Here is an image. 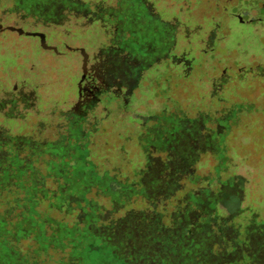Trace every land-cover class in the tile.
<instances>
[{"label": "rangeland", "instance_id": "374dc122", "mask_svg": "<svg viewBox=\"0 0 264 264\" xmlns=\"http://www.w3.org/2000/svg\"><path fill=\"white\" fill-rule=\"evenodd\" d=\"M12 166L49 187L85 167L80 193L115 234L128 214L164 237L190 220L195 264H264V0H0ZM233 246L241 261L218 259Z\"/></svg>", "mask_w": 264, "mask_h": 264}, {"label": "trees", "instance_id": "16d2710c", "mask_svg": "<svg viewBox=\"0 0 264 264\" xmlns=\"http://www.w3.org/2000/svg\"><path fill=\"white\" fill-rule=\"evenodd\" d=\"M8 168H0V208H4L0 212V264H25L22 259L30 256L34 248L36 256L32 258L35 261L29 264L37 263L39 259L43 260V264H195L201 258L191 238L197 225L190 220L181 233H177L176 221L172 217L170 224L165 223L172 234L168 237L155 234L157 229L154 228L148 231L140 228L139 232L138 227L129 224L131 214L120 224L126 229L116 234L112 231L113 226L98 224L101 217L97 216V211L101 210V206L96 200L86 197L91 188L80 193L81 187L94 184L80 182L88 175L85 167L78 171L83 175L82 180L57 181V186L53 183L55 188L53 185L49 187L44 180L37 183L32 179L28 170L34 168ZM47 169V172L57 174L59 179L66 172L64 167L49 166ZM12 178L15 182L9 184ZM101 184L107 189L105 182ZM135 184L128 183L116 192L118 194L111 201L116 209L119 208L116 206L118 203L122 205L119 201L122 193L127 192L130 199ZM109 190L111 187H108ZM145 191L148 192L147 189ZM209 203L206 201L205 205ZM218 211L224 214L222 209ZM56 215L62 218H54ZM66 219L72 220L66 222ZM25 242L26 247L23 245ZM242 252V247L233 246L225 256L218 254L217 257L222 261L236 257L234 262L237 263L241 261ZM251 259L258 258L252 255Z\"/></svg>", "mask_w": 264, "mask_h": 264}]
</instances>
